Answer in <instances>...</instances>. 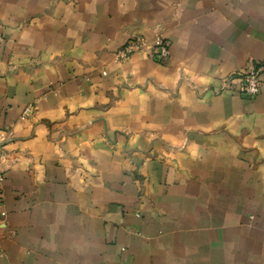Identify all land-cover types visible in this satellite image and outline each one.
Wrapping results in <instances>:
<instances>
[{
	"label": "crops",
	"instance_id": "obj_1",
	"mask_svg": "<svg viewBox=\"0 0 264 264\" xmlns=\"http://www.w3.org/2000/svg\"><path fill=\"white\" fill-rule=\"evenodd\" d=\"M0 34V264H264V93L224 89L264 0H0Z\"/></svg>",
	"mask_w": 264,
	"mask_h": 264
},
{
	"label": "built area",
	"instance_id": "obj_2",
	"mask_svg": "<svg viewBox=\"0 0 264 264\" xmlns=\"http://www.w3.org/2000/svg\"><path fill=\"white\" fill-rule=\"evenodd\" d=\"M2 35L0 34V39ZM156 53L154 58L158 62L165 61L170 55L169 41L158 32L155 37ZM149 47V39L146 37H137L124 44L116 51V57L119 61H124L134 53L146 50ZM236 83V84H234ZM224 89L237 90L239 94L253 97L264 93V66L257 62H250L241 71L228 76L224 79ZM30 110L28 108L25 113ZM9 166V158L0 147V221L7 216L6 210L3 208V196L1 187L5 180L6 171Z\"/></svg>",
	"mask_w": 264,
	"mask_h": 264
}]
</instances>
